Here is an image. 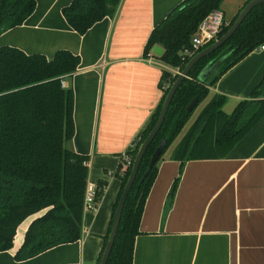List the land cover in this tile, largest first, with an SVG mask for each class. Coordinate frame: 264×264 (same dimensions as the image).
<instances>
[{
    "label": "crops",
    "instance_id": "obj_1",
    "mask_svg": "<svg viewBox=\"0 0 264 264\" xmlns=\"http://www.w3.org/2000/svg\"><path fill=\"white\" fill-rule=\"evenodd\" d=\"M183 1L121 0L113 17L79 34L63 14L72 0H36L23 24L0 34V46L27 54L51 59L56 51L67 49L79 55L77 70L63 78V85L74 92L75 133L67 146L88 157V182H106L97 207L85 210L79 240L17 260L15 253L32 221L25 220L14 247L0 251V264L100 262L122 186L115 173L163 96L165 64L155 53L149 60L145 45L152 30ZM246 2L223 0L219 10L225 21L230 23ZM263 72L264 48L255 49L209 87L205 104L216 94L225 95L223 110L231 113L250 97ZM178 142L158 162L141 233L135 239L133 264H264V117L225 158L185 163L173 206L163 219L181 167L171 158Z\"/></svg>",
    "mask_w": 264,
    "mask_h": 264
},
{
    "label": "trees",
    "instance_id": "obj_2",
    "mask_svg": "<svg viewBox=\"0 0 264 264\" xmlns=\"http://www.w3.org/2000/svg\"><path fill=\"white\" fill-rule=\"evenodd\" d=\"M120 2L72 0L63 9V14L73 29L85 34L95 23L107 16L113 17ZM222 2L184 0L152 30L145 45V55L155 45H161L164 52L157 57L171 66L183 68L182 50L191 44L201 21L211 11L220 9ZM35 7L36 0H0V34L23 24ZM238 15L223 27L219 37L229 30ZM262 44L264 3L255 6L233 35L217 50L203 57L181 83L161 129L143 157L124 204L107 264H133L135 239L141 233V219L158 173V162L197 108L188 111L190 102L195 97L199 98L198 105L203 102L209 96L210 86ZM222 57L225 58L215 72L206 81H200L201 71ZM79 64V55L67 49L56 51L49 59L41 53L27 54L17 47L0 46V251L14 247L19 226L32 218L22 245L15 253L17 260H26L54 246L75 242L83 234L88 157L67 146L75 133L74 92L71 86L63 85V78L74 73ZM175 79L164 70L160 86L163 90L166 84L167 90L133 145L142 144L153 129ZM226 102L225 95H214L175 146L171 158L179 161L181 167L168 193L163 219L173 206L185 163L189 160L225 158L264 117V72L250 97L241 100L231 113L223 110ZM163 138L166 141L161 155L145 176L152 155ZM133 145L126 154L135 158L139 149ZM131 170L129 165L115 173L120 177L122 186L113 208L103 252ZM97 185L98 205L106 182L100 181Z\"/></svg>",
    "mask_w": 264,
    "mask_h": 264
},
{
    "label": "water",
    "instance_id": "obj_3",
    "mask_svg": "<svg viewBox=\"0 0 264 264\" xmlns=\"http://www.w3.org/2000/svg\"><path fill=\"white\" fill-rule=\"evenodd\" d=\"M264 3V0H251L249 1L244 7L243 9L240 11L238 17L236 18V20L233 22V24L231 25V27L229 28V30L223 34L221 37H219L216 41H214L212 44L208 45L207 47L203 48L201 51H199L198 53H196L184 66L182 72L177 76V78L175 79V81L173 82V84L171 85V88L168 92V94L166 95V98L164 100L159 118L156 122V124L154 125L153 129L150 131V133L148 134L147 138L145 139V141L141 144L138 153L136 155V157L134 158L133 164H132V170H131V174L127 180V183L124 187L122 196L119 200L118 203V207L117 210L115 212V217H114V222L112 225V230L111 233L109 235V239L107 241L105 250L103 252L102 258L99 262V264H107L109 256L111 254L115 239H116V235L118 232V228H119V224L121 221V216H122V211H123V207L124 204L126 202V199L128 197V194L136 180L138 171H139V167L141 165V162L143 160V157L149 147V145L152 143V141L154 140V138L156 137V135L158 134L159 130L162 127V124L165 120L166 114L169 110L170 104L174 98L175 93L177 92L178 88L180 87L181 83L185 80V78L189 77V73L192 70V68L205 56H208L209 54H211L212 52H214L215 50H217L219 47H221L232 35L233 33L238 29V27L240 26V24L243 22V20L245 19V17L251 12V10L259 5ZM153 52L158 55L161 56L164 52V48L161 45H155L153 47ZM225 57H222L219 61H217L216 63L212 64L211 66L207 65L199 74V80L200 81H206L208 79L209 76L212 75L213 72H215V70L218 68V66L222 63V61L224 60ZM199 102V98L195 97L190 104L188 105L187 109L188 111H193ZM166 139L163 138L160 142V144L158 145L156 151L154 152V154L152 155L151 161H150V165L148 167V170L145 173V176L148 174V172L152 169V167L154 166V164L157 162V160L159 159V156L161 155L163 146L165 144ZM144 176V177H145Z\"/></svg>",
    "mask_w": 264,
    "mask_h": 264
},
{
    "label": "built area",
    "instance_id": "obj_4",
    "mask_svg": "<svg viewBox=\"0 0 264 264\" xmlns=\"http://www.w3.org/2000/svg\"><path fill=\"white\" fill-rule=\"evenodd\" d=\"M224 19V15L222 11L219 9H215L211 11L199 24L197 30L195 31L191 44L187 47H185L182 50L181 59L182 64L185 66V64L199 51H201L203 48L207 47L208 45L212 44L214 41H216L219 38V34L222 31L223 27L228 25ZM264 48V45L258 46L256 49ZM155 57V54L153 51H150L147 54V58L149 60H153ZM184 68V67H183ZM183 68L181 66H176L175 68L171 69L165 65V70H171L173 76L177 78V76L182 72ZM132 157L125 153L124 159H123V166L126 167L129 166L128 163H131ZM134 161V160H133ZM125 167V168H126ZM97 188L98 185L88 182L86 186V192H85V210H94L97 207ZM93 264H99V263H93Z\"/></svg>",
    "mask_w": 264,
    "mask_h": 264
},
{
    "label": "rangeland",
    "instance_id": "obj_5",
    "mask_svg": "<svg viewBox=\"0 0 264 264\" xmlns=\"http://www.w3.org/2000/svg\"><path fill=\"white\" fill-rule=\"evenodd\" d=\"M152 51H153V49H152ZM181 54H182V52H181ZM181 54H180V57H181ZM181 61H182V59H181ZM163 62V64H165L167 67H169V68H171V69H173V68H175L174 66H171V65H169V64H167V63H165L164 61H162ZM166 71H168V70H166ZM168 72H170L171 73V75L173 76V74H172V71L171 70H169ZM173 77H175V76H173ZM168 86L165 84V86H164V88H163V92L164 91H166ZM205 101L206 100H204L203 102H201L198 106H197V108L195 109V111L193 112V114H192V116H191V118H190V120H189V122L187 123V125L185 126V128L183 129V131L181 132V134L175 139V141L173 142V144L170 146V148H169V150L181 139V137L183 136V134L186 132V130L188 129V127L192 124V122L195 120V118L197 117V115L199 114V112L201 111V109L203 108V106L205 105ZM140 145H141V143L139 144V146L137 145V143H135V145H133V147H136V146H138V149H139V147H140ZM130 155V154H129ZM131 156V155H130ZM132 157V156H131ZM133 160H134V157H132V159H131V163H128V165H131V167H132V164H133ZM125 165L124 166H122V169L124 170L125 169ZM29 219H32V218H28V220H26V221H29ZM27 223V222H26ZM25 228V224H23L22 225V227H21V230H23Z\"/></svg>",
    "mask_w": 264,
    "mask_h": 264
}]
</instances>
